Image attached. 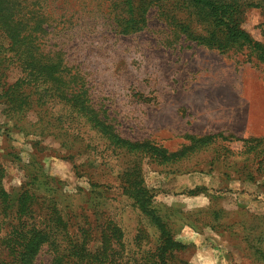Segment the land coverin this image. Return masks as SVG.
<instances>
[{"label": "rangeland", "instance_id": "obj_1", "mask_svg": "<svg viewBox=\"0 0 264 264\" xmlns=\"http://www.w3.org/2000/svg\"><path fill=\"white\" fill-rule=\"evenodd\" d=\"M17 1L37 12L24 52L0 27V264L34 229L33 264H264L263 53L181 0H134L128 32L120 0ZM218 1L264 45V0Z\"/></svg>", "mask_w": 264, "mask_h": 264}, {"label": "trees", "instance_id": "obj_2", "mask_svg": "<svg viewBox=\"0 0 264 264\" xmlns=\"http://www.w3.org/2000/svg\"><path fill=\"white\" fill-rule=\"evenodd\" d=\"M6 2L7 4L3 7L0 5V9L3 7L4 14L3 17H0V27L5 33L6 36L10 39V46H17V50H23L24 52L27 46L26 43L21 44L22 41H24L28 36L29 38L32 37V32L28 30V20L34 16L35 12H37L36 9H30L31 7L28 5H24L22 2L17 0H0V2ZM134 0H120L119 2H122L121 5L126 4L130 9H132L130 15L127 18L121 19L120 27L122 26V31H130L137 28H140V24L143 23V19L141 18V15L137 16L135 13V9L137 6H134L133 4ZM145 1V0H144ZM144 1L140 2L138 5L144 6ZM187 8H189L191 11L194 9L198 15L202 17L204 21H207V23L211 27V35L212 37L216 34L222 33L225 37L230 39L233 42H239L240 44H247L249 47H251L254 50H258L259 54L261 55L263 53L264 56V45L256 41L246 30L242 29L239 26V21L237 17L238 13V6L234 3H230L228 1H218V0H181ZM117 2V3H119ZM119 7L120 9V5ZM193 12V11H192ZM30 13V18L28 17L26 20H24V15ZM36 15V14H35ZM2 20V21H1ZM7 21V22H6ZM4 22L6 24L4 25ZM21 26L19 27V25ZM29 32V33H28ZM116 143L122 144L127 143L128 145H131L128 141H125L124 138L118 137L116 135ZM114 140V138H113ZM199 141H197L198 144ZM153 150H156L158 152H161L164 154V157L171 158L173 157L171 154L168 155L165 154L163 151L158 150L157 147L153 148ZM156 153V152H155ZM35 166H38V163L35 162ZM3 165L0 162V194L2 197L6 198L7 200V210L8 213L11 214L12 212V205H11V193H7L4 195V188L1 185V176H3ZM37 175V174H36ZM39 175V174H38ZM40 176H44L43 174H40ZM132 180L129 179V186H134L132 184ZM27 190V189H26ZM22 192L23 199L29 198V194L27 192ZM141 207L144 210H147L146 204L141 203ZM23 208L25 209V206L23 205ZM22 207L18 206V210L24 211ZM152 210V209H151ZM153 211V210H152ZM59 218H57L58 222L61 223V216L58 214ZM18 232H23V235H21L23 238H26L30 234V232L27 233V231L23 230L21 227H13L12 233L18 235ZM51 232H45L42 231V229H34L32 231V236L28 242V239L26 241V244L23 243V248L20 246L18 250L21 251V257L20 260H18L17 264H33L32 258L38 251L39 247L41 246L42 242H44ZM171 243V240L168 241ZM16 249V246H15ZM77 250V249H74ZM65 251L63 256H58L56 259V262L59 263L64 260L65 258ZM66 263V262H64ZM62 263V264H64Z\"/></svg>", "mask_w": 264, "mask_h": 264}]
</instances>
